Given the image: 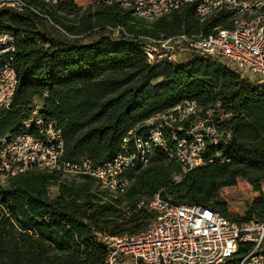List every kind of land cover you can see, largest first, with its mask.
<instances>
[{
    "label": "trees",
    "instance_id": "trees-1",
    "mask_svg": "<svg viewBox=\"0 0 264 264\" xmlns=\"http://www.w3.org/2000/svg\"><path fill=\"white\" fill-rule=\"evenodd\" d=\"M28 1L33 9L23 12L0 8V32L15 39L18 79L9 106L0 108V138L18 132L38 104L61 131L63 158L97 166L120 150L129 131L146 132V120L184 100H195L201 114L211 110L229 137L207 142L202 154L212 161L179 180V162L156 148L145 166L126 172L128 186L116 196L88 174L30 169L14 175L0 187V264H102L106 247L96 234L143 230L155 193L231 219L264 221V83L192 48H185L191 54L185 63L149 61L144 50L152 38L230 27L229 12L201 21L191 2L147 21L118 3L89 2L77 23L64 24L56 13L72 0ZM116 26L122 30L113 31ZM237 178L258 195L242 216H231L217 195Z\"/></svg>",
    "mask_w": 264,
    "mask_h": 264
},
{
    "label": "built area",
    "instance_id": "built-area-1",
    "mask_svg": "<svg viewBox=\"0 0 264 264\" xmlns=\"http://www.w3.org/2000/svg\"><path fill=\"white\" fill-rule=\"evenodd\" d=\"M55 4L59 0H44ZM90 3H118L134 14L152 21L194 3L203 21L223 12L230 13L232 25L208 34L180 33L152 38L145 47L149 61L156 57L173 59L182 49L219 58L241 78L264 83V0H88ZM17 12L33 9L28 0H0V8ZM122 30L120 26L113 31ZM68 36H71L67 34ZM15 39L0 32V108L9 106L17 86L13 66ZM146 132L129 131L120 150L109 160L92 166L89 161L70 163L63 158L64 141L60 129L39 110L30 107L27 119L14 134L0 138V187L25 170L88 174L95 177L113 196L128 186L126 172L145 166L156 148L179 162V180L190 169L212 161L202 154L207 142L227 139L219 130L212 111L201 114L195 100H184L146 120ZM152 218L135 233L107 234L97 238L106 247L102 264H264V221L236 220L198 204H174L155 193L147 203Z\"/></svg>",
    "mask_w": 264,
    "mask_h": 264
},
{
    "label": "rangeland",
    "instance_id": "rangeland-1",
    "mask_svg": "<svg viewBox=\"0 0 264 264\" xmlns=\"http://www.w3.org/2000/svg\"><path fill=\"white\" fill-rule=\"evenodd\" d=\"M71 5L66 10H58L56 16L64 24L77 23L78 16L90 5L88 0H72ZM75 17V20L72 18ZM53 21V20H52ZM54 22V21H53ZM47 29L53 30L50 23H47ZM191 58V54L185 50H179L172 59L175 63H185ZM261 190L264 191V183H262ZM55 193V187L50 188V194ZM258 192L254 191L248 181L242 178H237L233 185L223 186L218 192V198L224 201L228 207V212L231 216H242L247 202L251 201Z\"/></svg>",
    "mask_w": 264,
    "mask_h": 264
}]
</instances>
